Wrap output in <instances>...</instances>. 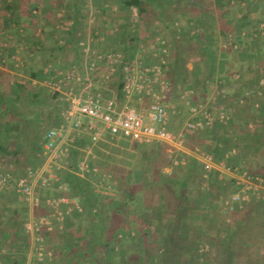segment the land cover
Wrapping results in <instances>:
<instances>
[{
	"label": "crops",
	"instance_id": "crops-1",
	"mask_svg": "<svg viewBox=\"0 0 264 264\" xmlns=\"http://www.w3.org/2000/svg\"><path fill=\"white\" fill-rule=\"evenodd\" d=\"M7 1L16 6L17 15L15 19L19 21L17 20L8 29L0 26V38L2 39L0 42V61L2 62H0V70L3 71L0 74V144L10 150L6 155L2 154L0 150V162L4 161L5 165L1 164L2 167L10 171L14 179H17L26 176L28 173L29 168L24 165L27 162V157L31 154L34 157L37 156V150L33 153L31 149H25V153H23L24 148L29 147L28 138L33 133L40 132L39 138L41 140L42 132L59 122L61 110L68 105L65 92L69 88H73L82 97L94 91L98 92L93 90L96 84L95 73L98 72L99 68L105 66L102 61L97 59L96 52L100 50L98 45L105 41L104 44L108 48L104 50H108L111 46V39L106 35L107 31H114L117 29L115 24L122 22L118 21L116 23L113 20L120 18L125 22L127 17L129 19L131 17L129 12L127 13L122 9L121 0H66L59 2L57 6L54 5L53 0ZM105 1H108L109 7L110 1H114L115 6L113 8H117L119 12H111L109 7L102 6ZM145 1L157 2L158 5L163 6L167 4L168 9L162 13L139 11L138 18L141 22L147 19L160 18L185 20L181 25V33L192 39L198 37V41L201 44L203 43L205 49H208L211 64L216 65V68L211 69L208 74L207 87L197 90L193 86L192 90L189 91V96L193 95V97L203 101L214 113L215 120L211 128L214 133L212 139L217 142L218 152L221 154L218 161H224L223 159H225L232 166H245L249 170L264 176V44L255 46L252 41L247 39L248 32L241 31L240 33L234 28H227L229 26H216L214 21L216 19L222 20V13L220 12L219 16L216 11L213 18L210 11L205 10L202 6V3H212L213 6L224 8L227 0L222 6L218 5V0ZM236 1L245 3L244 0ZM71 2L74 3L72 5L73 11L67 9L71 6ZM179 2L197 4L198 8L202 10L198 12L176 10L173 3ZM229 2L234 3L235 0ZM100 4L102 7H97ZM170 4L172 5L170 6ZM1 6L2 3L0 2ZM58 6L60 11H55ZM96 7L99 9L96 10ZM103 8L106 9V12H103ZM3 13L4 11L0 10V16ZM233 14L231 13L230 16L227 14V16L233 18ZM56 19H59V21H56ZM62 19L64 21H61ZM73 19L78 20L76 24H73ZM199 19H205L208 26L198 25ZM207 19L211 20L207 21ZM29 20L31 25H29ZM98 21L104 23L100 24ZM110 21L114 22L115 27L113 24H109L107 27L108 23L106 22ZM124 22L119 25L122 26ZM34 23H36L35 26ZM147 23L145 26L142 24L137 29L141 33L145 32L148 36H158L155 32H158L157 30L161 27L155 24L154 28L149 27ZM156 24H158V20ZM161 25H163L162 28L167 27L166 24ZM126 27L123 25L121 30L123 33ZM98 34L101 35V38L95 40L93 36ZM208 34H212L213 38L207 37ZM240 34H245L246 40L241 42L239 40ZM228 38L232 39L227 41ZM106 40H109V42L106 43ZM157 47L159 51H167L168 49L171 54L166 55L164 58L160 55L159 58H154L153 62H150V60L142 61L141 59L138 66L154 65L161 67L160 80L157 76L155 77L154 72L149 74L151 81L157 79L154 83L160 84L159 81L166 82L165 69L174 56L176 48L171 46V43L166 45L157 44ZM121 48H119L122 57L120 66L124 61L123 49ZM243 50L245 51L244 56H247L245 60ZM193 58L197 59L196 56H193ZM128 59H130V56ZM126 63L130 62L125 61L123 65ZM185 66L187 71L183 74V78L179 76L177 80L183 81L184 84L188 80V84H196L197 78L192 75L197 72L199 66H194L193 61L186 62ZM66 72L73 76L72 79L61 82V92H53L47 81L58 80ZM244 75L249 79L244 78ZM184 77L187 78L184 79ZM109 88V90L115 89L112 83ZM106 91L102 96L110 99L111 97ZM56 101H58V104H56ZM175 113L172 109L171 114L176 115ZM221 120L225 121L222 122ZM33 137L35 138V136ZM40 140L38 142L39 148L41 147ZM78 141H84L92 146L98 143L103 145L110 143L113 147L120 146L122 148H129L133 142H137L130 136H106L97 142H91L89 137L85 136L76 139L73 148L81 146L80 144L76 145ZM21 149L23 151H20ZM225 153H228V158L223 157ZM86 155L88 161L86 158L84 161L88 170H92V168H96L95 171L99 170L100 167L97 168L96 164L91 161V158L98 156L95 153H92L91 157H88V154ZM191 155L194 157L193 154ZM34 160H37V162L32 167L40 163H43L45 167L48 164L53 165L50 157ZM118 169L117 167V170H115L120 175ZM231 170L227 172L229 175H233ZM207 171L206 167L204 172L208 173ZM103 173L115 176L109 170H100L97 175L101 177L104 176ZM1 174L2 171H0V176ZM60 181L63 183L61 188L53 183L41 188L36 183L35 188L39 189L41 194L38 205H34L31 200L25 199L21 192L16 189L14 182L0 185V264H17L25 260L32 236V232L27 229L26 224L30 220L38 219L47 212L43 201L47 194L52 193L48 192L49 189L55 188L56 196L68 197L80 207V211L85 210V206L81 201L75 197L63 195L67 184L61 180V177ZM131 195L133 194L131 193L128 196ZM59 207L63 212L62 219L59 218V215H56L53 221L44 224L39 229L42 244L49 243L50 245V243L55 242L57 246L64 249V244L68 242L67 238L72 235L68 233L69 230L73 229L85 235L86 233L83 230L77 229V225L78 227L80 225L86 227L88 226L87 222L90 220L92 225L97 226L96 220L90 219L89 212L82 213L78 209L68 211L70 205L64 203L60 204ZM122 211L125 212L126 209ZM73 212L81 213V215L75 216ZM73 216L76 217L74 220H72ZM78 243L80 244L79 241ZM59 258H62L61 254Z\"/></svg>",
	"mask_w": 264,
	"mask_h": 264
},
{
	"label": "rangeland",
	"instance_id": "rangeland-1",
	"mask_svg": "<svg viewBox=\"0 0 264 264\" xmlns=\"http://www.w3.org/2000/svg\"><path fill=\"white\" fill-rule=\"evenodd\" d=\"M230 0H227L226 4L224 5V8L213 6L212 3H202V6H204V9L207 11H210V14L215 16V12L217 11L219 16L222 13V20L220 22L219 19H216L214 21V24L216 26L223 25V26H229L227 28H234L236 31L242 32H248V38L250 41L254 43L255 46L259 44H264V0H244L245 3L237 2L235 0L234 3L229 2ZM2 3V0H0ZM110 7L108 5V1H105L104 7H109V10L111 12H119V10L116 8H113L115 6L114 1H110ZM3 5V3H2ZM106 5V6H105ZM145 12H158L162 13L167 11L168 7L167 4L165 6L158 5L157 2H149L143 0L142 3ZM172 4H170L171 6ZM175 6L174 8L176 10H184V11H190V12H198L202 9L198 8L199 6L197 4L193 3H173ZM101 4L97 7H102ZM169 6V7H170ZM53 7V6H52ZM80 7V6H79ZM96 7V10L99 8ZM112 7V8H111ZM81 8V7H80ZM171 8V7H170ZM55 9V8H54ZM58 10V9H57ZM55 10V11H57ZM225 10V11H222ZM68 12V11H67ZM138 7H133L130 9V21L127 24V27L125 29V32L123 33L121 30L123 27H121V23L124 22V20H121L120 18H116L113 21L116 23L118 21H122L117 25L114 31L108 32L107 36L111 39L110 44L111 48L108 50H99L96 53L102 54V58L99 59L102 61V63L105 65L104 68H99L98 72L95 74V87L93 90H97L98 92L102 93L104 95L105 90H109V85L113 82L114 78H117V70L120 66V61L122 60V57L120 56L121 53H119V50H113V48L123 47L122 49H126L128 53V58L130 56V59L126 60V62H133V65L137 68L139 67L138 63H140L141 59L142 61H149L153 62L154 58H159L160 55L164 58L166 55L171 54V51L167 49V51H159V48L157 47V44H163L166 45L167 43H171V46H174V48L178 50L183 51H190L196 58H204V47L203 43L201 44L198 41V37L195 39H192L191 37L184 35V33H181V25L185 22L183 19L179 18H172V19H147L144 22H148L147 25L149 27H155L160 26L161 28L158 29V32H155L158 36L151 37L145 34V32L141 33L140 30L137 28L142 26V24H145L144 22H141L138 18ZM221 12V13H220ZM226 12V13H225ZM225 13L224 17L223 14ZM231 13H234L233 18H229ZM227 14L229 16H227ZM158 20V24H156V21ZM211 19H207L209 21ZM106 22L107 27L109 24H113L114 22ZM196 21H198L196 19ZM205 19H199L198 25H206ZM99 22V21H98ZM100 24H103L104 22H99ZM98 23V26L100 25ZM160 23V24H159ZM200 23V24H199ZM155 24V25H154ZM166 24L167 27L162 28L163 25ZM119 26V27H118ZM139 27V28H140ZM137 30V31H136ZM201 31V30H200ZM147 33V32H146ZM105 35V36H106ZM241 35V34H240ZM95 40L101 38V35H94L93 36ZM207 37L213 38L212 34H208ZM208 38V39H210ZM232 38H228L230 40ZM239 40L244 41L246 40L245 34L239 36ZM97 42V41H96ZM98 44V43H97ZM100 46V45H98ZM178 47V48H177ZM155 55H151V53H154ZM245 51L243 50V57L244 60L247 56H244ZM111 53L114 55L113 60H107L106 54ZM149 53V54H148ZM241 54V53H239ZM149 55V56H148ZM144 58V59H143ZM135 59V60H131ZM210 59V58H209ZM131 60V61H130ZM160 60V59H159ZM204 60V59H203ZM210 61V60H209ZM1 62V61H0ZM211 62V61H210ZM2 63V62H1ZM213 69L216 68V65L213 64ZM108 66V67H107ZM161 68V67H160ZM108 75V77H106ZM121 76V72L119 73V78ZM183 75H181L182 77ZM183 78V77H182ZM187 77H184V79ZM244 78L249 79V77H246L244 75ZM197 80V79H196ZM189 81V80H188ZM184 84V82L178 80L177 86L181 90V96L184 97V92L191 91L193 86L196 87V84ZM198 81V80H197ZM155 81H151L149 85L154 88H160L162 84H156ZM197 83V82H196ZM109 84V85H108ZM184 84V85H183ZM188 84V85H187ZM142 92L138 95H132L129 97V100L137 104V107L140 109H145L147 104L150 101V86L146 85L144 83ZM108 87V88H107ZM184 87V88H183ZM168 89L169 84L167 82L164 83V91L166 92V112L168 115V126L169 129L178 132L180 129H182V126L185 122L183 120V116L185 114L186 108L184 104H182L179 100L176 102V104L173 106L168 99ZM123 91V89H122ZM179 95V96H180ZM120 98L117 102H114L111 99L104 98L106 101H111L113 103L121 104L124 102L127 98ZM190 101L194 104L196 103H202L206 106V104L197 99L196 97H193V95L188 96L185 99V105L187 106V109L190 111ZM56 104H58V101H56ZM117 105V104H116ZM59 106V105H58ZM206 108H208L206 106ZM172 109L174 112H176V115H172ZM209 109V108H208ZM176 110V111H175ZM211 110V109H209ZM191 112V111H190ZM190 118L193 117L191 114H189ZM214 120L210 122L209 124L194 129L192 131H186L184 134L183 142H186L188 139V136L190 133L196 131V130H203L206 128H211L213 126ZM226 120V119H225ZM225 120H221L222 122ZM35 136V138L33 137ZM40 132L33 133L29 138V147L21 149L20 151H23L25 153V149H31V151L34 153V151L37 152V156L34 157L33 154H31L29 157H27V162H25V166L28 168H32L37 162V160L33 161V159L41 158L40 156V148L38 147V142L40 140ZM138 142V141H137ZM157 142V141H156ZM78 143H76L77 145ZM99 144V143H98ZM91 145L83 141L81 146H76L73 148L71 146L69 153L67 156H60L57 157L55 161H51L53 166L55 167L54 170L57 171L58 175H61V173L65 170L68 164H70L72 161H76V166L79 168L80 174L84 178H89L92 182V190L98 196V199L95 203V205L92 207L93 210L89 209L88 211L82 209L80 212H89L90 219H95L94 216L91 215L92 212L100 210L103 212V214H107L110 210H115V208H118L119 210H125L126 208H129L128 200L130 199H137V206L143 205V208L145 206L146 213L144 214V219L148 225V228L151 230V235H153V238L157 235L162 234V229L160 227L161 225V219L162 217L170 218L171 214L169 212H164L158 209L156 205H154L153 202H151V197L149 194V185L143 184L141 182L135 183V185L130 186V182L127 181V183L123 186V188H120L118 185V179L119 175L117 174L116 170L117 167L120 168L122 166V162L120 158H122L121 154L123 150H127L129 148H122L120 146L113 147L112 144H99V145ZM185 144V143H184ZM183 144V146H179L178 148L183 150L185 153L191 155L192 153L189 151V148L186 147ZM79 145V144H78ZM86 145V146H85ZM115 146V145H114ZM199 147V146H198ZM187 148V149H186ZM201 148V147H199ZM202 149V148H201ZM89 150V151H88ZM204 150V149H203ZM206 151V150H205ZM19 152V151H18ZM208 152L214 161L213 164L208 165L204 163L201 160H198V162L204 164L207 167V172L214 171L217 178L222 179L224 181L232 180V183L236 186V190L227 194V195H220L219 197V203H217V206H213V209H202L199 206H196L192 209L190 212V215L188 217H185L183 224L181 225V230L185 234V236L191 238L196 243H199V247L197 248V251L194 249H190L191 246H187V249L184 251L185 254L191 255L196 254L197 252L200 253L199 262L194 264H222L223 262H227V264H264V176L263 174L255 173L251 170H249L245 166H232V164L228 163L227 160L223 159L224 161H218V158L216 159L215 155L212 154L209 151ZM92 153H95L98 157L91 158V161L94 162L99 168L95 170L89 169L86 170V163L84 159L87 157L86 154H88V157H91ZM192 156V155H191ZM224 158H228V153L223 154ZM98 158V159H97ZM44 159V157H43ZM87 159V158H86ZM88 161V159H87ZM223 163V165L221 164ZM5 165L4 161L0 162V165ZM2 168V169H1ZM116 169V170H115ZM233 169L234 171H232ZM100 170H109L112 172L113 175H109L108 173H103L104 176L97 174L100 172ZM228 170H231L233 172V175H229L227 172ZM0 171L5 172L7 169H4L2 165L0 166ZM10 172V171H9ZM102 172V171H101ZM203 174L204 180L201 182L200 188L204 191V194L207 190H210L209 184H208V173L204 172ZM251 175V178L258 182L260 178H262V182L259 183V185L256 188V185L253 183H247L244 180H241L240 177L244 178L243 176ZM255 177H258L255 179ZM237 181H240L237 182ZM56 185V184H55ZM57 186V185H56ZM58 187V186H57ZM132 187V188H131ZM209 188V189H208ZM133 190L132 192L130 191ZM218 189V184H217ZM242 189L245 190L246 194H248L245 199H239V200H229V203L225 204L226 199H230L231 196L235 193H242ZM48 192H52L47 194V196H53L56 193L55 188L49 189ZM131 192L133 195L128 196L127 194ZM102 194V195H101ZM213 196V195H212ZM202 197H206V195H202ZM41 198V194H40ZM210 198V197H209ZM210 203L213 201L217 202L218 199H216L214 196L209 199ZM46 211H50L49 208L45 205ZM134 209H132L133 211ZM46 212V213H47ZM79 212V211H78ZM74 213V212H73ZM75 216L77 214L75 213ZM73 216L72 220L76 218ZM91 221L87 222L86 227L80 225L77 229L83 230L86 234L84 236V241H80V245L86 247L85 250L95 251L97 256H102L105 254H112L118 251L119 249V242L124 244L126 248H139L144 246V239L141 235H134L133 231H130L129 235L126 233V231L122 227H118L115 230V235L119 238L118 244H115L111 247H101L98 248L95 241V235L98 231V227L92 225ZM97 223V222H96ZM60 230V229H59ZM70 231V230H69ZM43 233V232H42ZM70 234V233H69ZM33 235L31 236V244L29 246L28 255L25 257L26 261L29 258H32L36 261L37 264H41V262H51V264H84L81 259H78L76 256V259H72L73 261L69 260L66 262V260H62L59 258L60 256V249H58L57 244L54 242L53 244L47 243L44 245V243H41V240L39 244H36L34 242ZM38 235L40 237V230L38 232ZM41 239V237H40ZM58 239V238H57ZM56 240V237H55ZM70 241V240H69ZM51 242V241H50ZM57 242V241H56ZM154 242V240H153ZM58 243V242H57ZM37 245H40L43 247L42 255H37V250L35 249ZM162 250V249H160ZM156 254H160V251H157V253H154L151 258L153 260L158 259L159 256ZM177 258L179 259L181 256V253L178 252ZM157 256V257H156ZM41 257V258H39ZM56 258V259H55ZM72 258V257H71ZM181 259V258H180ZM175 264V263H170Z\"/></svg>",
	"mask_w": 264,
	"mask_h": 264
},
{
	"label": "trees",
	"instance_id": "trees-1",
	"mask_svg": "<svg viewBox=\"0 0 264 264\" xmlns=\"http://www.w3.org/2000/svg\"><path fill=\"white\" fill-rule=\"evenodd\" d=\"M53 1L54 5L57 6L59 2L66 0ZM2 3L3 5L0 7V10H3L4 13L0 16V26L8 29L18 20L15 19L17 15L16 6L7 0H2ZM142 3L143 0H121L122 9L127 13L135 6L138 7V11L143 12L144 7ZM224 4L225 0H218V5L222 6ZM70 5L67 9L73 11L72 5L74 3L71 2ZM55 10L60 11L59 6ZM103 12H106L105 8H103ZM69 20L71 21L72 19L70 18ZM56 21H59V19H56ZM61 21H64V19ZM77 21L73 19V24H76ZM129 21L130 19L127 17L123 24L124 27L127 26ZM29 25H31L30 20ZM35 25L36 23H34ZM1 40L0 38V42ZM104 42L100 43L99 48L101 51L108 48ZM108 42L109 40H106V43ZM119 48L121 47H115L113 50H119ZM203 51L204 58L200 57L198 60H195L192 52L176 49L174 56L165 69L166 82L169 84L168 99L172 102L173 106L178 100L184 104L187 111H185L183 120L190 118V111L184 102L190 92H184V97H182L180 95L181 90L177 86V79L187 71L186 62L193 61L194 66H199L197 72L192 75L198 80L196 89L200 90L207 87L208 74L213 69V65L209 61L208 49L206 48ZM123 57L124 63L128 58L125 48L123 49ZM123 63L117 70V78H114L112 82L115 89L106 91L114 102H117L120 98H125L122 91L123 82L119 79ZM2 72L0 70V74ZM116 104L119 105L118 103ZM135 106L137 107V104ZM212 135H214L212 128L196 130L189 134L184 145L188 148L199 146L214 154L216 159L220 158L221 154L218 152L217 142L212 139ZM82 143L83 141H78V144ZM0 150L4 155L10 151L2 144H0ZM120 160L122 166L118 169L120 175L117 180L119 187L123 188L127 181L130 182V186L132 187L137 182L149 185L151 202L163 211V215L164 212L171 214L170 218L162 217L161 219L160 227L162 234L153 238L151 230L144 219V214L147 212L145 206L144 208L143 205L137 206L138 200L130 199L126 204L129 208H126L125 212L115 208V210L112 209L105 215L100 210L91 213L95 217L98 227L95 241H97L96 244L100 249L101 247H111L118 244L119 238L114 232L118 227H122L128 235L130 231H133L134 235H141L145 242L143 247L126 248L124 244L119 242L117 252L97 256L95 251L85 250V247L78 243V241L84 240V233L71 229L68 233L72 235L67 238L68 242L64 244V249L60 246L57 247L61 251V259H65L67 262L68 259L73 261L77 257L84 264H194L199 262L200 253L197 252L196 254L187 256L184 252L188 245L189 247L191 246L190 249L197 251L200 244L185 236L181 230V225L194 207L199 206L202 209H213V206L218 205L220 195L224 196L235 191L236 186L232 183V180L224 181L217 178L213 170L209 171L208 184L210 190H207L204 194L200 186L204 180L203 173L206 166L183 150L163 141L133 142L129 149L123 150ZM75 163L76 161H72L61 173V180L67 184L63 195L75 197L83 203L86 211L92 210L98 196L92 190L91 180L84 178L80 174L79 168ZM130 191L132 192L133 190L130 189ZM202 195H206L208 198L202 197ZM212 195L218 199L217 202L213 201V203H210L209 199L213 197ZM132 209L134 210L132 211ZM76 214L81 215V213ZM157 251H160L159 255L156 254L159 258L153 260L151 256L157 253ZM178 252L181 253V259L177 258ZM41 264H51V262L45 261L41 262ZM222 264H227V262H223Z\"/></svg>",
	"mask_w": 264,
	"mask_h": 264
},
{
	"label": "built area",
	"instance_id": "built-area-1",
	"mask_svg": "<svg viewBox=\"0 0 264 264\" xmlns=\"http://www.w3.org/2000/svg\"><path fill=\"white\" fill-rule=\"evenodd\" d=\"M153 55H155V52ZM96 56L97 59L102 58V54L97 53ZM106 57L107 60L112 61L114 55L108 53ZM136 66L133 65V62L122 65L119 79L123 82L122 89L127 99L119 105L104 100L100 92L94 91L82 97L73 88H69L65 92L68 105L61 110L59 122L55 126L44 130L41 134L39 152L41 158L50 157L51 161H55L57 157L67 156L74 141L85 136H88L91 142H97L106 136H130L138 142L163 141L179 147L184 144L183 139L186 131L201 128L212 122L215 116L211 110L206 108L202 103L194 104L190 101V113L194 117L185 120L180 131L174 132L170 130L168 128V115L166 112L164 81H159L162 84L160 88H154L149 85L151 82L149 74L154 72L155 77L159 78V74H162L161 68L154 65L138 68ZM72 77L69 72H66L60 79L47 81V84L53 92H61V82L69 81ZM144 83L150 86V101L145 109H140L129 100V97L132 95L138 96L142 92L143 87H145ZM189 151L196 159L208 165L214 163L212 156L198 146L189 148ZM221 164L223 165L222 162ZM54 169L55 167L51 164L45 167L43 163H40L35 167L29 168L26 176L17 179H14L11 172L5 171L0 176V185L3 186L14 182L16 189L21 192L25 199H29L34 205H38L40 203V191L35 188L36 183L41 188L49 186L52 183L56 184L59 188L63 187V183ZM95 169L92 168V170ZM86 170H88L87 167ZM243 177H240L241 180L253 183L256 185L255 189L262 182V178H260L258 183L251 178V175ZM257 178L255 177V179ZM237 182L240 183V181ZM242 192L243 194H233L230 199L225 200V204L229 203V200L245 199L248 194H246L244 189H242ZM43 202L50 211L36 220H30L26 224L27 229L34 234L33 238L36 244L40 242L38 232L44 224L53 221L56 215H59V218L62 219L63 212L59 207L60 204L70 205L68 211L70 209H78L80 211V207L74 204L68 197L47 196ZM35 249L37 250V255H42V246L37 245ZM17 264L37 263L34 259L29 258Z\"/></svg>",
	"mask_w": 264,
	"mask_h": 264
}]
</instances>
